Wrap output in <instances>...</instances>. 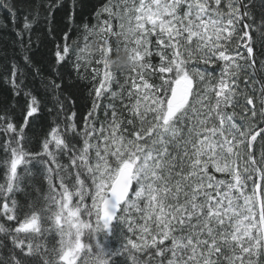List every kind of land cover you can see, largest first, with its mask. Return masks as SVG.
<instances>
[{"label": "snow or ice", "instance_id": "obj_1", "mask_svg": "<svg viewBox=\"0 0 264 264\" xmlns=\"http://www.w3.org/2000/svg\"><path fill=\"white\" fill-rule=\"evenodd\" d=\"M27 7L0 0V264H264V0Z\"/></svg>", "mask_w": 264, "mask_h": 264}, {"label": "trees", "instance_id": "obj_2", "mask_svg": "<svg viewBox=\"0 0 264 264\" xmlns=\"http://www.w3.org/2000/svg\"><path fill=\"white\" fill-rule=\"evenodd\" d=\"M29 7L25 8V12H33L39 11L41 14V19L45 13V9L43 5L46 3V0H28ZM92 3H98L102 2V0H91ZM90 11V9L88 10ZM5 13L0 12V100L7 99L10 95L9 86L4 80V76L6 74L7 67L11 65L12 63H20L23 64L22 56L24 54V49H22L19 39L15 35L14 31L12 30V25L10 22H7L4 20ZM8 23V28H4L2 25L3 23ZM22 21L18 20L16 27H21ZM44 28L42 24H38L34 30H33V41H37L39 39L40 41H44L46 43V34L40 35L41 33H44ZM255 37V33L253 34ZM257 44H259L260 38L255 37ZM73 39H76L75 36H73ZM81 46L84 43L83 35L79 37ZM48 46L42 47L41 49V55L36 57L37 62H42L43 56H45L48 52ZM28 84L30 86L35 85V87L39 88V83L32 81L31 78L28 80ZM241 87H243V83H241ZM51 103V101H49ZM52 119H54V114L49 115L48 121L45 122L43 130L40 128H37L35 130V137L39 138L42 136L43 131L47 130V123L50 122ZM4 157L3 152H0V160H2ZM2 171V170H0ZM35 183L41 187V189L46 188V184L39 178L36 179ZM32 196H36L35 192L31 193ZM18 198H23L22 196Z\"/></svg>", "mask_w": 264, "mask_h": 264}]
</instances>
